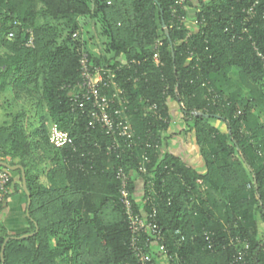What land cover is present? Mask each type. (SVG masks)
Instances as JSON below:
<instances>
[{"label": "trees", "instance_id": "16d2710c", "mask_svg": "<svg viewBox=\"0 0 264 264\" xmlns=\"http://www.w3.org/2000/svg\"><path fill=\"white\" fill-rule=\"evenodd\" d=\"M111 1L0 0V160L24 166L31 193L29 230L0 237V264H137L119 165L131 191L141 180V198L155 195L166 243L181 264L232 260L238 246L211 250L204 230L218 240L241 234L249 263L264 264V66L255 48L264 53V0H196L191 14L202 23L193 30L169 27L175 0ZM85 18L101 24L112 58L90 50ZM29 29L34 47L26 46ZM83 52L92 65H123L118 81L135 137L131 145L120 139L121 158L109 152L113 137L89 125L87 113L72 111ZM173 105L195 135L202 170L164 152ZM54 126L69 132L75 147L56 148ZM160 137L158 149L152 141ZM12 172L11 185L14 172L20 175ZM36 223L38 231L24 237Z\"/></svg>", "mask_w": 264, "mask_h": 264}, {"label": "built area", "instance_id": "2783aa9c", "mask_svg": "<svg viewBox=\"0 0 264 264\" xmlns=\"http://www.w3.org/2000/svg\"><path fill=\"white\" fill-rule=\"evenodd\" d=\"M109 4L111 0H107ZM196 0H175L171 6L170 28L181 29L186 26L192 30L202 23L197 17H190L188 9L189 4H194ZM26 42V46L34 47V33L31 29ZM11 38L14 33L9 35ZM162 44L158 41L156 47ZM257 50V55L264 66V53ZM155 63L161 65L158 53L154 56ZM127 63L123 61V64ZM81 79L71 89L70 99L72 111L80 110L87 113L89 125L92 127L100 126L106 135L113 137L114 141L109 146V152L116 155V158L122 157V143L120 139L125 140L128 145L134 142V131L129 119L130 101L126 96L125 89L118 81V72L122 70L123 65L119 64L116 68L104 67L101 65H92L88 52H83L80 57ZM152 110L159 111L156 104L152 105ZM161 118V117H160ZM170 119H165V122ZM52 144L56 148L66 146L75 147L74 138L67 131L58 129L54 126L50 133ZM152 141V138H150ZM153 146L162 148L163 140L160 138L152 141ZM146 146L150 147L151 143ZM144 160L149 161L148 156ZM139 171L146 173L148 168L145 164L139 166ZM116 177L120 182L119 200L123 207L127 224L131 233L129 247L133 251L137 264H181L182 256L179 253H172L166 243V234L159 221V211L156 205V197L149 193L143 196V199L137 197L136 192L130 189V174L123 165L115 169ZM13 172L5 167H0V203H3L9 192L12 183ZM135 201L139 202V208H136ZM179 233V231H177ZM204 237L207 247L211 250L222 246H238V250L233 255L229 264H250L249 250L250 246L246 239L239 233L231 235L228 239H217V233L211 230H204ZM180 241H185L182 236ZM120 264H132L130 262Z\"/></svg>", "mask_w": 264, "mask_h": 264}, {"label": "crops", "instance_id": "0c3cea01", "mask_svg": "<svg viewBox=\"0 0 264 264\" xmlns=\"http://www.w3.org/2000/svg\"><path fill=\"white\" fill-rule=\"evenodd\" d=\"M173 119L168 132L169 138L164 147L166 150L180 156L188 164L202 170L203 162L193 132L187 130L176 105H173ZM219 124H223L222 122ZM219 124H216L220 126ZM221 127V126H220ZM225 128V125L222 127ZM9 159V158H8ZM19 173L14 172V182L10 187V192L6 200L0 204V237H13L25 233L29 230L30 224L27 219V196L23 186H19ZM137 194L142 195V182L136 181Z\"/></svg>", "mask_w": 264, "mask_h": 264}, {"label": "rangeland", "instance_id": "374dc122", "mask_svg": "<svg viewBox=\"0 0 264 264\" xmlns=\"http://www.w3.org/2000/svg\"><path fill=\"white\" fill-rule=\"evenodd\" d=\"M190 17L193 15L195 9L190 8L189 9ZM81 29L84 33V38L88 42V46L90 50L96 54L100 55L102 53H105L107 57L112 58L114 55L113 51L109 50V44L107 37L103 34V28L100 23L93 24V22L90 19H82L81 21ZM213 123L219 124V120L213 119ZM221 123V122H220ZM221 127L224 126V124H219ZM262 229V236H264V224L261 225Z\"/></svg>", "mask_w": 264, "mask_h": 264}, {"label": "water", "instance_id": "95a60500", "mask_svg": "<svg viewBox=\"0 0 264 264\" xmlns=\"http://www.w3.org/2000/svg\"><path fill=\"white\" fill-rule=\"evenodd\" d=\"M163 27L165 29V32L167 34V36L169 37L170 39V33H169V28L166 24L165 21H163ZM206 116H209L208 114H206ZM219 117V115H217ZM0 166L1 167H5L11 171H20V176H21V179H22V186H23V190L27 196V215L29 216V207H30V204H31V193L28 189V186H27V176H26V171H25V168L23 165L21 164H17V165H12L10 164L9 162L7 161H4V160H0ZM36 231L33 232V233H26L24 234L23 236H32L34 235L37 231H38V226H37V223H36ZM8 239H6L7 241ZM4 248H5V245L3 246L2 248V251H1V257H2V261L4 262ZM3 264V263H2Z\"/></svg>", "mask_w": 264, "mask_h": 264}]
</instances>
